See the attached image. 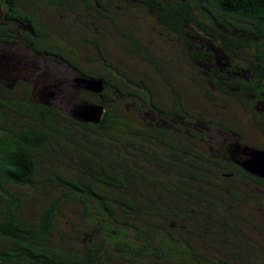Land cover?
<instances>
[{
    "label": "trees",
    "instance_id": "trees-1",
    "mask_svg": "<svg viewBox=\"0 0 264 264\" xmlns=\"http://www.w3.org/2000/svg\"><path fill=\"white\" fill-rule=\"evenodd\" d=\"M53 12L84 26L106 20L161 77L165 99L144 73L110 65L100 39L79 35L68 17L53 27ZM144 13L156 22L155 48L121 24V14ZM23 43L33 63L56 56L71 65L73 45H93L85 59L108 75L76 69L104 81L96 96L105 113L81 123L34 101L32 85L4 81L23 60L0 52V264H264L246 231L264 233V206L261 221L246 220L233 209L239 187H223L238 174L264 179L215 154L221 144L199 129L218 122L187 107L191 97L167 78L183 73L206 105H242L264 141V0H0V47Z\"/></svg>",
    "mask_w": 264,
    "mask_h": 264
},
{
    "label": "rangeland",
    "instance_id": "rangeland-1",
    "mask_svg": "<svg viewBox=\"0 0 264 264\" xmlns=\"http://www.w3.org/2000/svg\"><path fill=\"white\" fill-rule=\"evenodd\" d=\"M80 13L76 12L75 14ZM60 15L61 14L53 12L52 14H50V16L47 17V19L50 17V21H52L51 25L53 24V27L55 26L57 28H61V26H66L67 17L68 19L70 17L67 14H62L61 16ZM121 15H123V17L120 18L121 24L125 25L129 31H133V35H135V33L138 34L139 37L143 40L142 44L144 47H147L146 45L150 46L151 48L156 47L157 31L155 32L156 22L154 19L147 17L145 13L139 14V16L137 17H131L125 14ZM78 18L75 19L76 21L72 19L69 20H72L74 22L77 30L79 29V35H85L91 41L97 38L100 39L103 47H105L106 51H108V53H110V55L112 56V58H108V62L110 65L118 66L121 71H128V69H130L135 73H141V75H143L142 73H144L145 76H143V79L146 80L154 90H157L155 86H160V91H162V87H164L163 84L165 83L161 82V77L157 73H155L152 67H149V63L144 62V60L142 61V59L138 58L134 54H128L124 50V43L128 42V39H126L123 34L118 33L115 29H113V27H111L109 23L106 22V20L98 21L91 19L87 23V25L84 26L83 24L79 23ZM89 27L93 32H96L97 34L90 32ZM27 30L28 28H26V31ZM22 45L23 46H21L20 48L19 46H16L14 50H12L10 47H5L6 49L3 50V48L0 47L1 54L5 52H11L10 55L15 56L16 58L20 57L24 62V64L23 62L21 63L18 72H15L12 68L9 71L4 69L2 70V72H8L6 73L7 76H4V81L8 85H16V81L22 80L29 85H32V90L30 92L31 96L35 89L38 87H41L43 85L55 86L51 88V90L55 92L54 97L49 98L48 101L51 102L52 106L59 108L63 113H66L69 110L70 104L74 102H85L90 104L100 103L99 101L97 102L98 98L96 95H100L102 92L93 93L84 88H78V83L76 80L78 78H84L80 76L76 67H80L86 71H91L98 75H108L105 66H101L97 63H88V61L85 59L86 56L92 57L95 53L93 45H73V48L77 49L78 55V58L73 60V65L75 67L71 65L70 62L59 59L56 56H41V59L38 61L39 63H33L31 59L32 55L29 54V48H27L26 44L24 45V43ZM114 72L116 75H118L116 71ZM182 74L183 73H179V76L177 77L169 76L167 78L170 79V82H173L172 84L174 88L177 91H180L183 97H191V99L188 98L189 100H184L185 102L188 101L187 107L192 109V111H194L195 113H200L207 118L209 117V120L212 119L213 121L218 122V124H216L217 126H215L211 132L207 133L206 128L199 129L202 133H206L203 135L212 145L215 146V144L217 143L221 144L219 145V147H221V151L215 153L218 157L224 159L223 155L225 153L226 159L228 158L227 161H232L226 150V146L232 143V141L237 137L236 135L235 137H226L227 134H225L226 132L224 131H226L227 129H230V132L242 135L240 136V138H242L238 139L240 144H242L243 146L248 145L258 149H264V141L261 135L256 132L257 128L255 125L256 122L254 120V116H252L251 113L247 112L246 108H244L242 105L240 106L235 103L228 102H221L219 106L210 103L206 105L207 103L205 102L204 96L199 94L197 91L192 90L191 86L187 84V81ZM161 95L162 96L158 95L157 98L165 99L163 96V91ZM124 104H126V107H128L129 109L134 108L132 106L133 104L129 101L127 102V100H125ZM223 187L231 189H237V187H239L238 191L240 193H238L242 197L238 198L239 194H237L235 198L233 197L234 203L236 202V205H233V209L237 212H242L243 210H245L248 214V218L246 220L252 221L255 219V221L257 222L261 221L262 218H260V216L256 218V212H258V208L260 205L264 206V183L257 182L250 178L248 179V177L242 174H238L235 178L223 181ZM246 231L248 232L249 239H251L249 240L250 243H261V252H263V254H261L264 255V233H258L257 230L252 228V225L249 227V230ZM247 253H249V256L252 258H255L256 256L253 248L248 250ZM239 260H241L240 262L242 264H245L246 261H249V259L246 260V258L245 260L243 259L244 261L240 258ZM112 264L121 263L119 261H116Z\"/></svg>",
    "mask_w": 264,
    "mask_h": 264
},
{
    "label": "water",
    "instance_id": "water-1",
    "mask_svg": "<svg viewBox=\"0 0 264 264\" xmlns=\"http://www.w3.org/2000/svg\"><path fill=\"white\" fill-rule=\"evenodd\" d=\"M78 88H84L93 93H101L104 90V81L95 78L76 79ZM55 86L43 85L35 89L32 94L34 101L49 106V98H53L55 92L51 90ZM105 108L99 104H90L85 102H74L69 106L65 113L72 119L81 123L99 124L103 120ZM226 150L231 160L239 165L245 172L252 176L264 179V149H258L251 146H243L239 139L235 138L232 143L226 146Z\"/></svg>",
    "mask_w": 264,
    "mask_h": 264
},
{
    "label": "flooded vegetation",
    "instance_id": "flooded-vegetation-1",
    "mask_svg": "<svg viewBox=\"0 0 264 264\" xmlns=\"http://www.w3.org/2000/svg\"><path fill=\"white\" fill-rule=\"evenodd\" d=\"M254 177H256V176H254ZM256 178H259V177H256ZM259 179H262V178H259ZM258 213L261 215V217H262V214H263V212H262V210H261V208L259 207V209H258Z\"/></svg>",
    "mask_w": 264,
    "mask_h": 264
}]
</instances>
